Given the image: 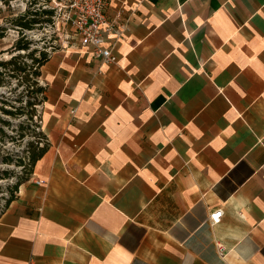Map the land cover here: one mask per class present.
<instances>
[{
	"label": "crops",
	"instance_id": "0c3cea01",
	"mask_svg": "<svg viewBox=\"0 0 264 264\" xmlns=\"http://www.w3.org/2000/svg\"><path fill=\"white\" fill-rule=\"evenodd\" d=\"M106 15L117 64L75 39L41 68L49 149L0 217V264H264V0Z\"/></svg>",
	"mask_w": 264,
	"mask_h": 264
},
{
	"label": "trees",
	"instance_id": "16d2710c",
	"mask_svg": "<svg viewBox=\"0 0 264 264\" xmlns=\"http://www.w3.org/2000/svg\"><path fill=\"white\" fill-rule=\"evenodd\" d=\"M12 1L14 0H0V3L9 7ZM37 1L38 0H33V2H31V6L23 15L13 19L15 27H17L22 34V37L18 40L17 45L14 47V51H26L28 53L25 55H14L9 60L0 59V87H4L8 84V78H18L20 79L21 84H24L26 87L25 96L21 95L18 98L19 103H23L22 105L14 108L13 106H10L11 102H9V99H2L0 101L2 103L0 109L6 116L23 118L18 125V131L21 139L26 142L27 154V158H21L19 161L15 162L16 165L21 167L24 171L19 175H16L17 181L13 184V186H10L8 197L4 198L7 200L6 209L8 204L14 199L19 185L30 177L37 161L41 159L49 149L47 137L41 129V119L38 107L44 102L46 91L45 87L41 86L39 81L41 68L50 59L51 54L42 51L40 52V56H37L36 50L30 51L29 42L26 40V32L33 31L37 27L41 28L45 25L54 24V16L56 14L53 7L49 9L39 8L38 10L32 8L33 5L37 4ZM3 30L4 29L0 26V38L4 37V32H2ZM25 58H31L32 64H27L24 61ZM6 128L15 129L10 120L4 119L0 116V143L2 141L5 142L7 139H14L7 133ZM2 163L12 164L13 158L9 155L4 156L2 158ZM11 174H13V172H9L7 170L3 172L0 171V178L6 175L11 176Z\"/></svg>",
	"mask_w": 264,
	"mask_h": 264
},
{
	"label": "rangeland",
	"instance_id": "374dc122",
	"mask_svg": "<svg viewBox=\"0 0 264 264\" xmlns=\"http://www.w3.org/2000/svg\"><path fill=\"white\" fill-rule=\"evenodd\" d=\"M33 0H14L8 7L3 3H0V26L4 29V37L0 38V59L9 60L12 56L18 54H26L28 52H16L15 46L18 40L22 37L21 31L15 27L13 19L23 15L26 10L31 6ZM57 3H61V0H38L37 4L33 5L32 8L38 10L39 8H51L56 7ZM55 24L45 25L44 27H37L33 31L26 32V40L29 42L30 51L36 50L37 56H40V52L45 51L52 53L55 49L59 48L67 41L75 40L73 29L70 25H65L62 22V17L54 20ZM67 36V38H66ZM14 52V53H11ZM24 61L31 65L32 59L25 58ZM26 87L21 84L18 78H8V84L4 87H0V101L2 99H9L11 102L10 106L18 107L23 103H19L18 98L22 95L25 96ZM0 106L2 103L0 102ZM11 109V108H10ZM13 109V108H12ZM39 110V108H38ZM0 116L4 119L10 120L15 129L6 128L7 133L14 139H7L5 142L0 143V171L5 170L13 172L11 176H2L0 178V201L4 200L6 195H9L10 186L17 181V176L24 170L16 165V161L21 158H27L26 154V142L21 139L18 125L23 118H15L6 116L0 109ZM35 120V119H34ZM37 120V119H36ZM11 156L13 158L12 164H3L2 158L4 156Z\"/></svg>",
	"mask_w": 264,
	"mask_h": 264
},
{
	"label": "built area",
	"instance_id": "2783aa9c",
	"mask_svg": "<svg viewBox=\"0 0 264 264\" xmlns=\"http://www.w3.org/2000/svg\"><path fill=\"white\" fill-rule=\"evenodd\" d=\"M110 2L111 0H61V3H57L56 7H53L56 14L54 20L57 16L62 17V22L72 27L75 38L83 46L91 47L95 55L103 61L117 64L119 60L112 49L104 46L103 26L110 24L106 15V9ZM5 197H8V195ZM6 203V199L0 203V216L6 211ZM223 215L222 209L215 211L210 216L211 223L218 225ZM220 250L222 253L224 248L220 246Z\"/></svg>",
	"mask_w": 264,
	"mask_h": 264
}]
</instances>
